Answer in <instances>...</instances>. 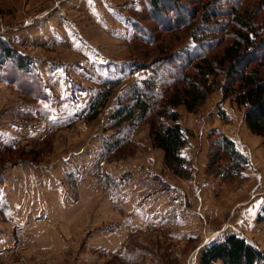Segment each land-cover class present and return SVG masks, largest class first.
Segmentation results:
<instances>
[{"label":"rangeland","instance_id":"374dc122","mask_svg":"<svg viewBox=\"0 0 264 264\" xmlns=\"http://www.w3.org/2000/svg\"><path fill=\"white\" fill-rule=\"evenodd\" d=\"M144 3L0 0V42L12 59L26 58L32 66L26 75L0 65V264H198L204 244L234 231L241 213L254 227L264 223L256 221L264 204V144L246 127L244 107L222 99L219 88L196 112L179 106L184 135L194 141L184 176L164 165L146 121L133 130L112 126L120 94L104 117L109 136L95 133L93 124L74 126L81 118L91 122L81 113L100 87L99 75L113 76L124 62L147 64L169 48V57L182 55L195 46L190 30L210 6L217 10L194 49L209 41L203 56L219 55L230 42L235 12L251 14L255 23L264 17V0H179L195 26L162 32ZM220 22L227 26L216 29ZM142 31L151 34L150 43L138 37ZM45 61L66 66L73 78L42 75L38 63ZM161 66L157 62L155 70ZM191 67L181 73L193 75ZM217 133L247 157L240 175L226 176L229 157L216 150ZM113 162H120L117 169ZM219 227L227 228L217 233Z\"/></svg>","mask_w":264,"mask_h":264},{"label":"trees","instance_id":"16d2710c","mask_svg":"<svg viewBox=\"0 0 264 264\" xmlns=\"http://www.w3.org/2000/svg\"><path fill=\"white\" fill-rule=\"evenodd\" d=\"M144 2V9L145 6L148 7L150 19L162 32H177L195 26V21H191L193 13H186L187 8H182L179 0ZM215 9L214 6H210L206 10L208 12L205 11L200 18L198 25L190 30L195 46L188 51H182V55L179 53L180 55L169 57L174 54V50L169 52L170 48L166 46L169 49L161 58L147 64L136 61L124 62L120 65V71L113 76L99 75L96 81L100 87L87 99L85 113H81L87 120L95 119L115 86L132 73L148 69L147 77L125 88L117 97V107L110 116L112 126L122 128L128 125L133 130L146 121L150 126L152 145L163 151L164 165L180 176L187 173V160L180 154V148L187 139L179 124L180 114L177 108L184 106L187 112H196L207 97L218 88L221 90L222 99H229L236 105L244 107L243 120L246 127L251 133L260 136L264 144V17L255 23L251 14L235 12L230 42L219 55L203 56L200 52L203 48L208 49L209 41L205 42L204 46H198L202 51L196 53L194 49L207 34L209 28L205 29L204 24L211 20V13L217 10ZM216 14L213 16L218 17ZM220 23L221 25L215 26L216 29L227 26V22ZM147 34L143 32L138 37L143 42L150 43L151 34L149 36ZM217 41L219 44L222 40L221 38L216 40L211 47L217 44ZM3 44L0 42V65L10 63L14 69L29 75L32 72L31 63L26 58L12 59L11 50ZM157 62L162 64L159 68L161 72L155 70ZM188 66H192L191 70L194 71L191 76L181 73ZM219 78H223V83H219ZM181 83L185 85L177 87ZM21 84L25 87L27 83ZM169 91L170 95L167 94ZM25 92L29 93L27 88ZM218 115L222 120L228 118L223 109H218ZM217 134L214 142L216 150L229 157L226 176L240 175L248 166L247 157L231 138ZM218 151L211 153L212 156L218 157ZM256 221L264 222V204L256 216ZM263 259L264 252L261 249L245 237L232 232L220 239L207 242L198 254V264H259Z\"/></svg>","mask_w":264,"mask_h":264},{"label":"crops","instance_id":"0c3cea01","mask_svg":"<svg viewBox=\"0 0 264 264\" xmlns=\"http://www.w3.org/2000/svg\"><path fill=\"white\" fill-rule=\"evenodd\" d=\"M83 65H86V64H83ZM38 66H39V69H40L42 75L46 74V73H44L46 71H51V73H48V74H49L50 78L52 77L51 78L52 81L58 80V78H60V80H62L63 76H66V74H69L71 76V78H73L74 72L71 71L70 69H68L66 66L64 69H61L60 66L58 65V63L54 64L52 62L45 61V62L38 63ZM84 69L85 68H82V71H84ZM148 74H149V70H147V69H141V70H138V71L132 73L129 77L125 78L120 84H118L117 86H115L113 88V91H112L111 95L109 96L108 101L102 110L105 112V115H103L102 111H101V113H99L95 119L90 120L91 122H88L87 125H86L85 120H83L81 118L79 120H76L74 126L75 125H79V126L84 125L85 127L89 126V128H90L93 124L94 127H92V128L96 129L95 133L99 134L102 130V133L104 136H109V134L112 133L111 128H109L110 122H109L108 118H104V117H108L110 115V113L112 112L113 106H114L113 105L114 98L116 97V95L121 94V92L123 91V89L126 88L127 85H129L132 82H136V81H139V80L147 77ZM80 76H82V75H80ZM43 78H44V76H43ZM51 80H50V83L52 82ZM112 99H113V101H112ZM177 110H178L179 114H181L183 109H181L179 107V108H177ZM179 124H180V122H179ZM180 127L183 131V126L180 125ZM103 129H105V130H103ZM77 139H79V138H77ZM81 150H83V148ZM160 151L163 154V151L162 150H160ZM193 153H194V141L192 138H188L187 142L180 148V154L184 157L189 158L192 156ZM148 157H150V156H146V160L148 159ZM151 158H152V155H151ZM116 163L119 164L120 162H113V164L109 165V166L113 169H117L116 167H118V164L116 166L115 165ZM105 166H107V165H105V163H104L102 167L105 169ZM144 167L146 168L147 166H144ZM123 170L124 169H121V171H122L121 173H124L126 171L132 172L130 169H127L124 171ZM115 175H117V174H115ZM20 186H22V185H20ZM260 208H261V206L258 208L256 213L260 210ZM242 215L243 214L241 213L240 215L237 216L238 219H236V220H239L240 224L236 223L235 226L232 225L233 226L232 229H234V231H232V233H236L240 236L245 237L249 242H251L252 244L257 246L259 249H261L264 252V238H263L264 237V230L261 229V228H264V226H263L264 223H257L256 227H254L253 221H255V220H253V218H251V220H250V218L248 220L243 219ZM226 228H224V229L220 228L219 230L217 229L218 232L217 231L216 232L219 233L221 231H224ZM235 229H237V230H235ZM249 229H250V231H249ZM259 264H264V259Z\"/></svg>","mask_w":264,"mask_h":264}]
</instances>
